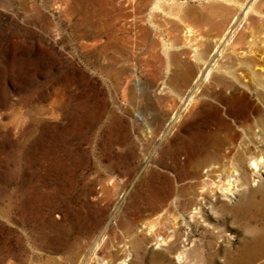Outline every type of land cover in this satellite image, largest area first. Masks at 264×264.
Returning a JSON list of instances; mask_svg holds the SVG:
<instances>
[{
	"label": "rangeland",
	"instance_id": "obj_1",
	"mask_svg": "<svg viewBox=\"0 0 264 264\" xmlns=\"http://www.w3.org/2000/svg\"><path fill=\"white\" fill-rule=\"evenodd\" d=\"M230 7L231 0H0V260L64 264L78 244L85 251L101 234L111 241L112 231L123 242L130 228L143 240L128 262H142L166 250L146 235L152 226L161 234L178 227L171 240L192 264H223L248 239L245 221L211 210L206 235L175 199L195 152L181 140L198 128L195 114L212 119L205 102L224 108L210 98L211 80L200 99L189 102L185 92L180 108L177 61L184 57L183 72H195L190 45L201 50ZM180 9L195 19L181 23ZM254 179L258 202L264 174ZM238 197L213 203L229 209Z\"/></svg>",
	"mask_w": 264,
	"mask_h": 264
},
{
	"label": "bare ground",
	"instance_id": "obj_2",
	"mask_svg": "<svg viewBox=\"0 0 264 264\" xmlns=\"http://www.w3.org/2000/svg\"><path fill=\"white\" fill-rule=\"evenodd\" d=\"M230 8V19L226 16L223 24L213 23L216 33L202 43L203 47L199 45L201 50L190 45L195 72L191 75L183 72L187 68L184 57L177 61L181 71L180 108L185 92L191 97L189 102L200 99L205 92L203 83L209 85L210 80L214 85L210 98L224 108L205 102L203 109L214 108L212 119L195 114L194 125L198 128L187 140H181L183 144L189 141L195 152L190 155V166L181 178L189 182L180 187L175 199H181V208L193 223L206 226V235L212 232L207 223L210 210L228 212L232 222L245 221L243 229L249 234L248 239H242L241 246L223 264H253L264 257V184L258 186L263 193L258 202L250 196L253 191L249 189L258 181L254 177L264 174V0H231ZM180 10L177 18L181 23L195 19L191 11ZM186 28L187 36L197 40L193 28L188 25ZM185 46L181 44L179 55L184 54ZM172 118L177 122L179 115ZM165 192L160 199L161 207L168 206L171 193ZM237 194L238 199L229 209L224 204L213 203L230 201ZM256 217L262 221L259 226ZM172 229V234H161L152 226L147 228L146 235L155 236L158 246L166 250L152 253L142 262H128L131 256L137 257L143 240L131 235L130 228L122 231L123 242L118 241L116 231L110 232L111 241H105V235L101 234L85 251V244H78L77 250L69 249L63 261L64 264H125L126 261L128 264H192L186 249L175 248L171 239L178 237L179 229ZM0 264L18 263L1 259Z\"/></svg>",
	"mask_w": 264,
	"mask_h": 264
}]
</instances>
